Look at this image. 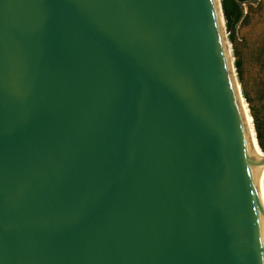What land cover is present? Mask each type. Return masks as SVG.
Here are the masks:
<instances>
[{
  "label": "water",
  "instance_id": "1",
  "mask_svg": "<svg viewBox=\"0 0 264 264\" xmlns=\"http://www.w3.org/2000/svg\"><path fill=\"white\" fill-rule=\"evenodd\" d=\"M214 9L0 0V264H264Z\"/></svg>",
  "mask_w": 264,
  "mask_h": 264
},
{
  "label": "trees",
  "instance_id": "2",
  "mask_svg": "<svg viewBox=\"0 0 264 264\" xmlns=\"http://www.w3.org/2000/svg\"><path fill=\"white\" fill-rule=\"evenodd\" d=\"M252 1L255 0H221V7L226 26L225 29L233 46V55L235 57L234 66L242 87V94L249 103H252L254 100L262 102L260 107L261 110L259 111L261 115L255 120L254 125L257 132L258 143L261 148L260 150L264 152V78L261 76L264 70V30H262L257 37L249 41V43L244 38L240 43H237L236 35V26L239 23L246 24L250 17L249 13H243L241 5L244 2ZM258 8L260 7L258 6ZM249 10L251 11V8H249ZM247 64L258 66L259 70L256 76H249V72L246 70ZM263 184L264 178L262 187Z\"/></svg>",
  "mask_w": 264,
  "mask_h": 264
},
{
  "label": "bare ground",
  "instance_id": "3",
  "mask_svg": "<svg viewBox=\"0 0 264 264\" xmlns=\"http://www.w3.org/2000/svg\"><path fill=\"white\" fill-rule=\"evenodd\" d=\"M212 1L215 7L214 11H215V16H216V21H217V26H218V31H219V36H220V41H221V46H222L225 62L229 64L232 70L230 82H231L233 94L234 96L236 95L238 96L239 103H240V109H241L242 116L240 117L239 115V118H240V122L243 119V122H241V126L243 125L244 130H245L244 132L242 128L245 142H246V147H247L252 182L259 180V184H260V201H259L260 204L257 206H258L260 217H261L262 224L264 227V205L261 202V198L264 195V190H263L264 185L262 187V181L264 178V153L258 147L254 134L250 129L247 112L245 110L244 101H243L242 96L239 94L240 88H239L238 82L236 81L235 71L233 68V63L231 61V53H230L231 45L226 35L225 23H224L223 15L221 13L220 4H219L220 0H212Z\"/></svg>",
  "mask_w": 264,
  "mask_h": 264
},
{
  "label": "rangeland",
  "instance_id": "4",
  "mask_svg": "<svg viewBox=\"0 0 264 264\" xmlns=\"http://www.w3.org/2000/svg\"><path fill=\"white\" fill-rule=\"evenodd\" d=\"M241 6H242L243 13L245 14V12H248L250 17H249V21L246 24L239 23L236 26L237 43H240V41L243 38L246 39L247 42L249 43V41H251L252 39L257 37L258 34L262 30H264V0H262L260 8L257 7L255 2H253L252 5L244 3ZM249 6H251V11L249 10ZM225 28H226V26H225ZM226 35H227V38H228L227 31H226ZM228 41L230 42L229 38H228ZM230 45H231V49H230L231 61L233 63V58L235 59V57L233 55V46H232L231 42H230ZM228 46H229V44H228ZM229 48H230V46H229ZM250 65H248V64L246 65V70H248L249 76L254 77V76H256L257 71L259 70V68L256 65H251V66ZM261 76H263V78H264V70H263V73H261ZM236 78H237V81H238V83H239V85L241 87V84H240V82L238 80V77H237V73H236ZM241 94H242V87H241ZM242 98H243V101H244L245 110L247 112L249 126H250L251 131L254 134L252 125H254L255 120L258 119V117L261 115L259 111L261 110L260 107H261L262 102L254 100L252 103H249L244 98L243 94H242ZM263 190H264V188H263ZM261 202L264 205L263 198H261Z\"/></svg>",
  "mask_w": 264,
  "mask_h": 264
},
{
  "label": "flooded vegetation",
  "instance_id": "5",
  "mask_svg": "<svg viewBox=\"0 0 264 264\" xmlns=\"http://www.w3.org/2000/svg\"><path fill=\"white\" fill-rule=\"evenodd\" d=\"M253 2L256 3L257 7H258V6L260 7V6H261V3H262V0H255V1H252V2H244V3H247V4H249V5H252ZM244 3H243V4H244ZM249 8H251V6H249ZM246 13H248V12H245V14H246Z\"/></svg>",
  "mask_w": 264,
  "mask_h": 264
}]
</instances>
